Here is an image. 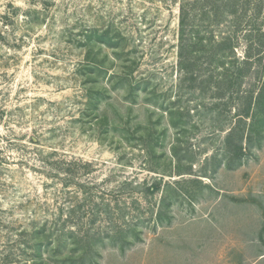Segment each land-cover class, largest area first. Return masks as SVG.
Wrapping results in <instances>:
<instances>
[{
    "label": "rangeland",
    "instance_id": "374dc122",
    "mask_svg": "<svg viewBox=\"0 0 264 264\" xmlns=\"http://www.w3.org/2000/svg\"><path fill=\"white\" fill-rule=\"evenodd\" d=\"M182 8L191 39L233 37L218 73L243 69L238 92L212 98L201 44L204 71L184 79ZM258 29L264 0H0V264L31 263L22 243L43 224L74 231L57 259L89 236L87 264H264V129L242 165L220 164L243 94L264 83ZM111 211L137 229L123 247Z\"/></svg>",
    "mask_w": 264,
    "mask_h": 264
},
{
    "label": "trees",
    "instance_id": "16d2710c",
    "mask_svg": "<svg viewBox=\"0 0 264 264\" xmlns=\"http://www.w3.org/2000/svg\"><path fill=\"white\" fill-rule=\"evenodd\" d=\"M188 14L185 8H182V15H181V33H180V68L184 72L183 77L184 79H193L198 80L200 77V72L204 71L199 67L197 61L191 60V54L195 52V46L197 44H201L199 47L198 52H204L205 55L208 56V60L210 61L208 72H206V76L201 78L203 79L204 83H207L212 88V98H220L221 96L226 95L230 90H235V92L239 91V88L242 85V80L245 76L243 69H238L234 73H229L228 71L224 72V74L218 73L219 68L224 66V62L222 61L224 57L231 56L234 54V44L232 42V36H226L222 38V40L216 41L213 38H210L209 42L204 43V40L201 39L199 36H191L185 34L187 28V21ZM254 37L255 44L259 49V53L264 49V31H260ZM251 34L250 36H252ZM109 34L108 32L101 34L98 36L99 40L103 42H109ZM253 39V38H252ZM202 40V41H201ZM200 48L202 49L200 51ZM253 47H251L248 51V56L252 53ZM248 60V59H247ZM245 60V61H247ZM235 61H231V69L233 63ZM96 66H89L88 75L92 78L96 76L95 69ZM238 86L239 88L237 89ZM249 95L243 94L242 98L243 103L239 106V113L238 118L234 125L230 127L229 132L227 133L224 139V152L223 157L221 158L220 164L223 162L229 168H234L237 166L242 165L243 157L245 154V146L244 142L246 141L248 147H251L255 142V136L257 133H262L264 129V83L261 88L258 90L257 95H255L254 89L249 90ZM89 102L93 104L94 101L92 99V94L89 95ZM169 118L170 123L173 127L177 128L184 124H187L186 121V114L185 112L181 111L180 109H175L173 107L169 108ZM250 119V121H248ZM249 122V123H248ZM247 129V131H246ZM177 145H173V152L174 155L177 154ZM219 156L215 155L214 160L218 161ZM181 161V159H179ZM160 189L159 183H154L148 187V191L150 193H155ZM126 211L128 209H121V216H125ZM108 212V211H107ZM116 211H111L110 218L111 224L113 228L116 230L113 233H109L108 236L112 238L113 241H120L122 242V246L127 240V236L129 233L134 234L137 236V229L136 227L132 228L131 222H125L126 227L121 226L120 223L113 221V215ZM163 212L165 213L166 210L158 209L155 212L157 214V219H163ZM68 233L71 236H74V231L63 230L60 231L57 235H54L52 231L47 230L46 224H43L41 227H34V230L31 232L32 235L30 238H25L24 243V252H27L29 256H32L31 263L26 264H87L88 262H94L97 260V256H99V251L96 249V241L98 237H89L87 242L93 240V243H85L79 242L78 240L74 239V246L78 249H82L81 255H74V252H70V254H66L65 256L61 255L62 259H57L56 257L59 256L61 248L65 245L66 234ZM85 236V235H84ZM32 241V242H31ZM47 254V255H46ZM54 259V261L52 260ZM57 263H56V261ZM70 261V262H69Z\"/></svg>",
    "mask_w": 264,
    "mask_h": 264
}]
</instances>
